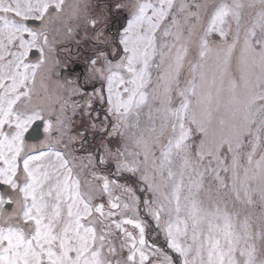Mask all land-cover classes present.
I'll use <instances>...</instances> for the list:
<instances>
[{
    "label": "snow or ice",
    "instance_id": "6c2138e0",
    "mask_svg": "<svg viewBox=\"0 0 264 264\" xmlns=\"http://www.w3.org/2000/svg\"><path fill=\"white\" fill-rule=\"evenodd\" d=\"M0 264H264V0H0Z\"/></svg>",
    "mask_w": 264,
    "mask_h": 264
}]
</instances>
